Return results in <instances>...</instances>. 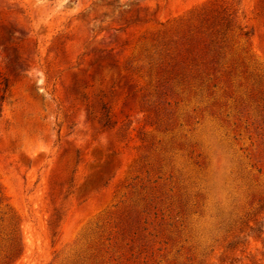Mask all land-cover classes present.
Masks as SVG:
<instances>
[{"label":"rangeland","instance_id":"rangeland-1","mask_svg":"<svg viewBox=\"0 0 264 264\" xmlns=\"http://www.w3.org/2000/svg\"><path fill=\"white\" fill-rule=\"evenodd\" d=\"M0 264H264V0H0Z\"/></svg>","mask_w":264,"mask_h":264},{"label":"trees","instance_id":"trees-1","mask_svg":"<svg viewBox=\"0 0 264 264\" xmlns=\"http://www.w3.org/2000/svg\"><path fill=\"white\" fill-rule=\"evenodd\" d=\"M19 252L18 249V243L17 244H13L12 250H11V256L17 254Z\"/></svg>","mask_w":264,"mask_h":264}]
</instances>
